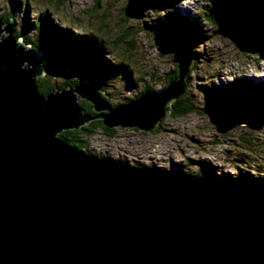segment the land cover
<instances>
[{
	"label": "water",
	"instance_id": "95a60500",
	"mask_svg": "<svg viewBox=\"0 0 264 264\" xmlns=\"http://www.w3.org/2000/svg\"><path fill=\"white\" fill-rule=\"evenodd\" d=\"M148 1L135 12L128 0L125 15L142 17ZM14 32L0 18V264H264V201L209 173L138 167L58 136L93 119L155 129L186 90L191 41L166 35L178 77L114 107L85 80L39 95L42 52Z\"/></svg>",
	"mask_w": 264,
	"mask_h": 264
},
{
	"label": "rangeland",
	"instance_id": "374dc122",
	"mask_svg": "<svg viewBox=\"0 0 264 264\" xmlns=\"http://www.w3.org/2000/svg\"><path fill=\"white\" fill-rule=\"evenodd\" d=\"M135 1L137 12L140 4L144 6L148 0ZM163 1H148L150 7L142 17L139 14L126 17L124 10L128 0H0V15L11 12L16 32L24 33L25 39L42 41L47 53L52 55L58 83L65 78L76 81L85 77L87 82L94 84L101 80L93 67L75 59L65 65L54 56L58 47L50 40L44 25L35 26L44 11L65 33L73 28L72 31L91 37L89 43L93 46L100 44L107 59L126 63L132 70L133 82L120 75L105 91L115 104L137 97L147 86L154 90L162 88L168 74L176 67L163 42L166 31L162 28L166 26ZM215 1L218 2L178 0L173 6L183 18L195 24L199 22L206 31V40L197 47L196 68L186 89L198 107L212 110L178 117L170 114L153 131L121 125L113 126L111 130L101 125L94 127L83 143L90 151L126 164L144 163L171 172L213 173L226 178V173L237 172L239 165L254 178L264 177V113L236 109L234 113L224 115L215 111L212 98L217 84L225 87L236 84L237 94L242 96L238 107H257L251 93L255 91L254 85L264 80V39L258 52H242L237 40L242 30L233 12L225 14L220 26L213 27L204 20L203 11ZM25 4H28V12ZM83 100L79 96V101ZM246 139H251L252 144H247Z\"/></svg>",
	"mask_w": 264,
	"mask_h": 264
},
{
	"label": "trees",
	"instance_id": "16d2710c",
	"mask_svg": "<svg viewBox=\"0 0 264 264\" xmlns=\"http://www.w3.org/2000/svg\"><path fill=\"white\" fill-rule=\"evenodd\" d=\"M177 1L178 0H164L162 2L163 6H165L166 8L165 17L163 20L168 27L167 28L165 25L162 26L163 30H166L163 34V37L165 39L166 35L180 36L185 41L192 42V54L194 56V62L193 66L190 67L189 73L186 77V80L189 83V77L191 76L194 68H196L194 66H196L197 62V47L202 41L206 40L207 35L206 31L200 27L199 22L195 24L190 19L183 18L182 13H180L179 10L173 7L177 3ZM25 5L27 9L28 4ZM209 5L210 7L207 10L203 11L204 20L210 22L211 26L213 27L220 26L223 25V18H225V14L227 12H233V14L235 15V20L238 22V25L242 30L241 35L237 38L240 45V50L248 54L256 53L260 50L262 40L264 39V0H218V2L215 1L214 4ZM0 18H2L5 23H8L10 19L13 18V15L11 12H9L6 15H0ZM37 24L44 25L45 30L50 37V40H52L53 44L58 47L54 56H57L62 63L67 65L75 59L79 60L83 65L93 67L97 70L101 80L100 83L94 84L93 82H90L96 89L105 92L106 88L114 81L115 78L120 75L125 76L127 80L133 82V73L128 65L124 62H112L111 60L107 59L105 57L106 51L103 47H101L100 44L95 43V45L93 46L91 43H89L91 37H84L75 29V31H72L73 28H71L72 30L69 29L68 33H65L64 30H61L58 25H55L53 23V20L50 18L47 11H44L40 14L35 26H37ZM14 33L16 39L23 38L25 44H32L35 47L39 48L42 52V61L46 69V74L38 77L37 79V91L39 95L45 97L51 91H55L56 89L62 90L69 87H75L81 81H87L85 77H82L77 79L76 81H73L70 78H65L61 83L56 82L55 77L57 76V72L52 58L50 57L52 55L50 53H47L42 41L38 39H25V34L22 32L15 31ZM163 42L169 49V43H167L165 40ZM171 54L174 58L172 52ZM175 64L176 67H174L172 72L168 74L166 84L162 88L154 90L147 86L137 95V97L128 99L123 103L116 102L112 105L115 107L117 105L126 104L130 101L138 99L147 91H161L165 89L172 80L178 77V64ZM253 82L251 83L253 84ZM233 85L234 86L231 87H225L217 84L214 87L212 98H214L215 100H213V108L215 109V111L223 113L224 115L234 113L236 109L245 111L247 113H264V80L261 83L255 84V91L251 93L254 96V100L257 105L256 108H249V106L238 107V105H241L242 103V96L237 94V85ZM79 102L81 103L85 112L94 115L98 113L94 110L93 104L90 101L83 100ZM171 108V115L175 117L184 116L195 111L204 113L206 111L208 112L209 110H212L209 107H198L197 103L192 100L191 96H188L187 89L179 98L172 102ZM100 125L108 130H111V127L103 124L102 119H95L90 121L88 124L80 127L79 129L64 130L60 132L58 136L62 141L80 151L100 157H106L90 151L89 147L86 144H83L84 142H86V136L91 135V133L93 132L94 127ZM83 136L85 137V139L83 138ZM245 142H247V144L249 145L252 144L251 139H246ZM106 158L119 161L117 159L109 157ZM135 165L138 167L146 166L144 165V163H137ZM236 170L237 172L235 173H226V178L218 177L213 173L209 174H212L223 183L230 184L236 189L256 197L259 201H264V177L261 178L258 176L254 178L248 170H242L239 165H237ZM183 173L193 176L202 175V172L191 174L190 172L183 171Z\"/></svg>",
	"mask_w": 264,
	"mask_h": 264
},
{
	"label": "bare ground",
	"instance_id": "6f19581e",
	"mask_svg": "<svg viewBox=\"0 0 264 264\" xmlns=\"http://www.w3.org/2000/svg\"><path fill=\"white\" fill-rule=\"evenodd\" d=\"M153 131V130H152ZM144 132H146V131H144Z\"/></svg>",
	"mask_w": 264,
	"mask_h": 264
}]
</instances>
